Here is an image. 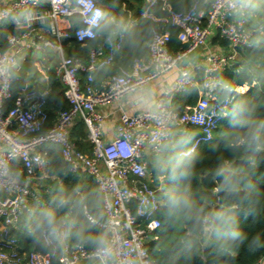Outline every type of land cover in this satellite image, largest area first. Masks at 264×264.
Wrapping results in <instances>:
<instances>
[{"label":"built area","instance_id":"2783aa9c","mask_svg":"<svg viewBox=\"0 0 264 264\" xmlns=\"http://www.w3.org/2000/svg\"><path fill=\"white\" fill-rule=\"evenodd\" d=\"M146 1L143 15L151 16L150 9L159 0ZM162 1L173 24L180 28L178 37L184 46L172 51L170 31H155L149 57L134 59L131 68H121L98 88L95 73L115 62L125 32L120 30L111 39L107 35L100 46L91 49L87 63L79 55L68 56L66 48L72 38L80 43L98 38L106 17L99 0H0V28L4 25L8 30L11 25L20 30L8 34L7 47L0 37V264H55L56 249L53 253L22 252L19 239L12 233L21 216L30 210L31 199L37 198L30 182L50 175L49 144L60 147L70 172L85 170L99 184L107 216L99 224L109 232L112 249L111 256L103 257L96 249L70 242L68 235L62 242L58 240V264H76L91 257L103 264H150L147 243L162 225L156 213L162 204L159 192L164 185L163 178L159 184L151 179L148 156H157L153 141L159 133L167 132L170 142L177 129L187 132L192 126L200 127L203 133L185 149L189 155L201 143L211 141L233 101V96L219 97L223 84L220 74L237 63L240 49L254 45L257 33L264 34L263 23L252 25L251 16L237 14L228 0H197L187 12H175L169 0ZM26 9L31 12L27 20L13 18ZM96 10L104 18L94 27L92 16ZM75 17L81 21L78 26ZM215 33H220L229 45L212 46L209 39ZM200 48L206 49L201 62L190 59ZM46 49L58 55L56 73L72 104L47 129L48 90L23 88L15 95L13 86L19 59L29 51ZM172 70L178 72L177 78L158 95L155 107L133 114L122 112L117 135L105 139V115L100 109L145 89ZM82 73L87 76L85 84ZM209 83H217V87L211 88ZM193 87L199 88L197 103L179 105L177 96ZM10 99H14V105L6 112ZM79 121L84 122L93 146L91 155L80 150L72 138V128ZM18 164L25 181L15 174ZM44 239L54 245L46 232ZM255 264H264V255Z\"/></svg>","mask_w":264,"mask_h":264},{"label":"trees","instance_id":"16d2710c","mask_svg":"<svg viewBox=\"0 0 264 264\" xmlns=\"http://www.w3.org/2000/svg\"><path fill=\"white\" fill-rule=\"evenodd\" d=\"M196 1L169 0V3L175 12H187ZM200 1L204 3V0ZM99 2L105 10L106 17L99 29L98 38L85 43L72 38L70 45L66 48L68 56L79 55L87 63L91 49L100 46L108 35V30L103 27L105 22L115 20L121 24L120 30L125 32L123 47L117 53L112 65L105 66L95 73V85L98 88L102 87L109 77L120 72L121 68H131L134 59H147L150 55L149 43L155 31H170L172 51H177L184 46L178 37L180 28L173 24L170 12L163 8L162 0L150 9L151 16L143 15L148 7L146 0H100ZM206 7L209 9V5ZM261 8H264V3L261 4ZM74 22L77 26L81 24L79 17H75ZM261 23L264 25V18L261 19ZM8 24L9 22L5 23V25ZM10 32L19 33L20 30L11 25L8 30L4 25L0 28V37L5 47L8 45L7 37ZM130 36L135 39L134 44ZM254 42L252 47L240 49L237 63L220 74L222 82L229 84L235 90L228 96H233L228 112L235 103L248 102L252 109L249 116L250 125L264 121V34L257 33ZM211 44L228 46L229 42L217 33ZM17 75L14 70L15 95L23 86ZM49 77L46 95L49 119L45 129L56 122L61 111L72 107L65 95V85L57 76L55 67L50 68ZM81 79L85 84L86 74L82 73ZM244 85H249L246 92L240 93L236 90L237 86ZM199 97V89L193 87L178 95L177 99L179 105L184 106L196 104ZM219 97L225 98L223 89ZM13 105L14 99H10L6 105V112ZM248 127L249 125L241 128L231 124L230 117L227 115L215 131L214 138L201 143L190 155L194 160V166L190 180L187 182L168 179L166 174L157 167V156L152 157L150 160L152 182L159 184L161 178L164 182L163 189L159 192L161 198L165 190L178 189L187 183L197 205L204 210V214L226 212L238 224L241 236L238 240H234L229 234L221 231L204 232L203 226L195 221H174L168 218L160 207L156 217L161 219L162 225L147 243L150 264H255L264 255V147L256 150L247 146L236 147L231 143L234 136H243ZM178 131L173 134L172 141L178 135H187L189 143L186 149H189L194 140L203 133L197 126H192L187 132L180 130L181 133H178ZM72 138L80 150L87 155L92 154L93 146L88 139L83 121H80L72 131ZM47 148L50 175L40 181L39 179L31 181L40 185L35 189L37 198L31 199L30 210L32 211L21 216L18 228L12 233L19 239L22 252L53 253L56 249L54 262L58 264L57 258L61 252L60 242L54 239V245H48L44 239L45 232L37 229L36 222L42 210L53 207L61 196H72L74 201L80 202L71 207L58 209L56 213L58 218L67 216L75 221V226L69 234L70 242L82 243L77 238V233H82L84 236L106 234L108 238L110 234L99 224L107 220L103 208L104 197L99 184L85 170L70 172L59 146L49 144ZM166 155H172V153ZM221 167H226L234 176L238 190L232 191L224 187L222 176L217 175ZM14 170L21 180H26L20 164L15 166ZM216 197L218 201L215 200ZM254 241L257 242L254 243ZM82 244L89 250L95 249V246L90 243Z\"/></svg>","mask_w":264,"mask_h":264},{"label":"clouds","instance_id":"9594fccd","mask_svg":"<svg viewBox=\"0 0 264 264\" xmlns=\"http://www.w3.org/2000/svg\"><path fill=\"white\" fill-rule=\"evenodd\" d=\"M264 0H228L231 8L238 10L241 14L254 16L257 13L264 11L261 4ZM31 16L30 10H24L19 14V17H13L19 20L23 17L27 20ZM104 18V14L100 10L92 16L93 26L97 27L100 21ZM108 30L109 38H114L121 29V24L115 20L106 21L104 26ZM132 43L135 39L130 36ZM211 88L217 87V83H209ZM223 89L225 97L235 91L229 84L223 83L220 85ZM251 107L248 102L241 101L235 103L230 112L226 115L230 117V123L243 128L249 125L247 132L241 136L236 135L232 138V145L236 147L247 146L259 150L264 147V121L258 122L255 125H250L249 116ZM169 134L167 132L159 133L156 140L153 141V148L157 152V167L166 174L167 178L172 181L190 180L194 160L185 151L189 138L187 135H178L174 141L167 142ZM172 153V155H166ZM217 175L222 176V183L228 190H238L237 181L234 176L228 172L226 167H221L217 171ZM161 207L164 210L165 216L174 221H195L203 226V231H221L227 233L232 239L238 240L241 236L238 224L226 212H212L204 214V210L197 205L193 194L185 183L178 189L165 190L162 193ZM79 201H74L72 196H61L55 202V205L42 210L39 219L36 222L37 229L46 232L53 239L63 241L70 234L71 229L75 226V221L69 217L58 218L56 213L58 209L74 206ZM77 238L82 243H90L95 246L97 253L103 257H109L112 254V249L109 247L111 241L106 234L98 236H84L82 233H77ZM257 241H254V243ZM106 264V262H105Z\"/></svg>","mask_w":264,"mask_h":264},{"label":"crops","instance_id":"0c3cea01","mask_svg":"<svg viewBox=\"0 0 264 264\" xmlns=\"http://www.w3.org/2000/svg\"><path fill=\"white\" fill-rule=\"evenodd\" d=\"M262 12L257 13L256 15L250 17L252 24L257 25L259 22H261V19L264 18V14ZM216 34L217 33H215L210 37L209 39L210 43H212V39L213 37L216 36ZM68 45H70V42H68ZM211 45L221 46L219 44H215V45L211 44ZM205 51L206 49L204 48H200L196 50L194 53H192L190 59L201 62V59L204 58ZM58 63H59L58 55L55 51L51 49H46L44 51L27 52L22 58L19 59V62L14 69L16 74H18L17 78L19 79L20 82L23 83V86L21 88L34 89L38 91L47 90L48 89L47 86L50 79L49 77L50 68L51 67L56 68ZM177 75L178 72L176 70H172L169 73H167L163 78L151 82L145 89L127 94L122 98H120L119 100L111 103L110 105L106 107H102L100 110L105 115V122L103 127L104 138L107 140H111L117 135L119 117L122 112H128L133 114L144 109L154 108L158 95H160V93L171 82H173L175 78H177ZM201 79L202 77L201 75H199L198 81L201 82ZM248 89H249V85L236 87V90L240 93L246 92ZM78 124H76L72 128V131L77 127ZM178 130H176L174 134H176ZM152 157L153 155L148 156L150 160L152 159ZM38 179H42V178H38ZM30 184L34 188H38L40 186L37 183L34 184V182H30ZM30 211H32V209L27 210L25 213H29ZM18 225H16L13 228V230L17 229ZM29 228L31 231V226ZM76 264H103V262H101L97 258L91 257L88 259H82Z\"/></svg>","mask_w":264,"mask_h":264},{"label":"rangeland","instance_id":"374dc122","mask_svg":"<svg viewBox=\"0 0 264 264\" xmlns=\"http://www.w3.org/2000/svg\"><path fill=\"white\" fill-rule=\"evenodd\" d=\"M236 13L239 14V11H237ZM262 13H264V12H262ZM180 130H182V129H179V133H181ZM182 131H183V130H182ZM183 132H184V131H183ZM40 180H42V179H39L38 181H40Z\"/></svg>","mask_w":264,"mask_h":264},{"label":"water","instance_id":"95a60500","mask_svg":"<svg viewBox=\"0 0 264 264\" xmlns=\"http://www.w3.org/2000/svg\"><path fill=\"white\" fill-rule=\"evenodd\" d=\"M215 200L218 201V197H216Z\"/></svg>","mask_w":264,"mask_h":264}]
</instances>
